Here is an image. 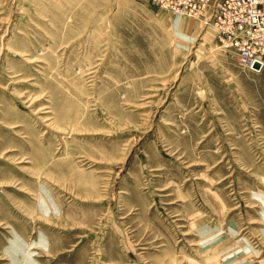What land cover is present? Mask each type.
I'll return each mask as SVG.
<instances>
[{
	"label": "rangeland",
	"instance_id": "obj_1",
	"mask_svg": "<svg viewBox=\"0 0 264 264\" xmlns=\"http://www.w3.org/2000/svg\"><path fill=\"white\" fill-rule=\"evenodd\" d=\"M0 264H264V66L148 0H0Z\"/></svg>",
	"mask_w": 264,
	"mask_h": 264
},
{
	"label": "built area",
	"instance_id": "obj_2",
	"mask_svg": "<svg viewBox=\"0 0 264 264\" xmlns=\"http://www.w3.org/2000/svg\"><path fill=\"white\" fill-rule=\"evenodd\" d=\"M170 13L201 18L216 31L220 46L248 71L264 66V0H148ZM257 65V66H256Z\"/></svg>",
	"mask_w": 264,
	"mask_h": 264
},
{
	"label": "bare ground",
	"instance_id": "obj_3",
	"mask_svg": "<svg viewBox=\"0 0 264 264\" xmlns=\"http://www.w3.org/2000/svg\"><path fill=\"white\" fill-rule=\"evenodd\" d=\"M4 47V46H3ZM49 118V117H48ZM15 240H17V241H20V242H18V243H20L21 244V240L18 238V236H15Z\"/></svg>",
	"mask_w": 264,
	"mask_h": 264
},
{
	"label": "water",
	"instance_id": "obj_4",
	"mask_svg": "<svg viewBox=\"0 0 264 264\" xmlns=\"http://www.w3.org/2000/svg\"><path fill=\"white\" fill-rule=\"evenodd\" d=\"M257 66V65H256Z\"/></svg>",
	"mask_w": 264,
	"mask_h": 264
}]
</instances>
